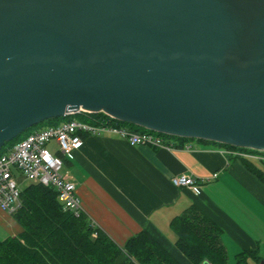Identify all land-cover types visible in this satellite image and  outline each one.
Returning a JSON list of instances; mask_svg holds the SVG:
<instances>
[{"label":"water","instance_id":"obj_1","mask_svg":"<svg viewBox=\"0 0 264 264\" xmlns=\"http://www.w3.org/2000/svg\"><path fill=\"white\" fill-rule=\"evenodd\" d=\"M79 110L264 153V0H0V150Z\"/></svg>","mask_w":264,"mask_h":264},{"label":"crops","instance_id":"obj_2","mask_svg":"<svg viewBox=\"0 0 264 264\" xmlns=\"http://www.w3.org/2000/svg\"><path fill=\"white\" fill-rule=\"evenodd\" d=\"M171 142L173 149L130 146L116 136L84 137L63 158L62 173L74 184L86 219L121 249L146 231L184 261L170 224L196 207L219 228L226 264H237L244 251L264 261V185L245 168V158L215 143ZM248 159L260 166L257 159ZM180 174L217 176L194 196L171 184L170 178ZM246 264L256 263L248 258Z\"/></svg>","mask_w":264,"mask_h":264},{"label":"trees","instance_id":"obj_3","mask_svg":"<svg viewBox=\"0 0 264 264\" xmlns=\"http://www.w3.org/2000/svg\"><path fill=\"white\" fill-rule=\"evenodd\" d=\"M91 117L98 122L106 120L102 113ZM124 125L135 132H149L134 125ZM25 137L21 134L7 145L11 147ZM173 140L181 145L194 139L173 137ZM218 145L232 151L258 154ZM6 150L3 149L0 154ZM243 160L245 168L264 185V160H258L259 167L248 158ZM20 203L19 210L12 217L21 230L15 236L0 240V264H115L122 253L127 257L122 264L227 263L219 228L196 207L174 218L170 224L175 235V246L184 257L182 261L146 231L129 239L122 249L119 248L102 231L93 227L84 215L75 217L64 210L51 187L29 184L20 192ZM248 258L256 264L262 260L254 251H244L237 255L236 262L246 264Z\"/></svg>","mask_w":264,"mask_h":264},{"label":"built area","instance_id":"obj_4","mask_svg":"<svg viewBox=\"0 0 264 264\" xmlns=\"http://www.w3.org/2000/svg\"><path fill=\"white\" fill-rule=\"evenodd\" d=\"M102 113V112H98ZM90 113L79 110L62 117L59 124L31 132L25 138L0 155V211L13 216L20 208V188L16 173L29 184L51 187L56 191L57 200L64 210L75 217L83 215L79 200L75 195V186L62 173L63 158L82 145L84 137L116 136L130 146L173 149L169 136L155 132H135L125 123L102 113L106 120L98 122ZM81 117L85 120H80ZM54 143L56 151L51 152L48 145ZM240 157L264 160L262 154L232 151ZM198 179L190 174H180L170 178L176 188L189 190L194 196L201 194V185L215 179ZM95 236V234H93Z\"/></svg>","mask_w":264,"mask_h":264},{"label":"rangeland","instance_id":"obj_5","mask_svg":"<svg viewBox=\"0 0 264 264\" xmlns=\"http://www.w3.org/2000/svg\"><path fill=\"white\" fill-rule=\"evenodd\" d=\"M62 120H64V119L60 118V119H55V120H52L49 122L45 121L43 123H40L37 126L25 131L23 133V137H24V135H27V134L34 132V131H37L41 128L59 124ZM169 138H171L173 140V137H169ZM7 144H5V146L2 148V150L9 148V145H7ZM48 148L51 152L56 151V145L54 143L49 144ZM16 181H17V184H18L20 190H23L25 187H27L29 185V182H27L22 177H20V175L18 173H16ZM2 215L4 218H0V240H4L5 238L12 236V234L16 235L18 233V231L21 230L20 226L15 222V220L12 218V216H8L3 212H2Z\"/></svg>","mask_w":264,"mask_h":264},{"label":"bare ground","instance_id":"obj_6","mask_svg":"<svg viewBox=\"0 0 264 264\" xmlns=\"http://www.w3.org/2000/svg\"><path fill=\"white\" fill-rule=\"evenodd\" d=\"M1 151H2V149H1ZM4 152H5V151H4ZM4 152H3V153H4ZM1 154H2V153H1ZM1 154H0V155H1ZM235 158H236V157H235ZM259 161H260V160H259Z\"/></svg>","mask_w":264,"mask_h":264}]
</instances>
